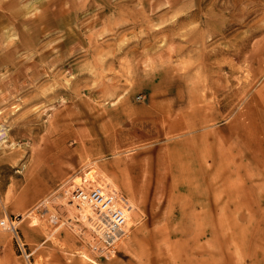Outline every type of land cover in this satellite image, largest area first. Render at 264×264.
I'll use <instances>...</instances> for the list:
<instances>
[{"label":"rangeland","instance_id":"374dc122","mask_svg":"<svg viewBox=\"0 0 264 264\" xmlns=\"http://www.w3.org/2000/svg\"><path fill=\"white\" fill-rule=\"evenodd\" d=\"M0 264H264V0H0Z\"/></svg>","mask_w":264,"mask_h":264},{"label":"built area","instance_id":"2783aa9c","mask_svg":"<svg viewBox=\"0 0 264 264\" xmlns=\"http://www.w3.org/2000/svg\"><path fill=\"white\" fill-rule=\"evenodd\" d=\"M72 198L79 204L88 203L89 209L95 215V227L100 232L106 247L113 246L126 234V218L131 211V204L118 191L109 187L103 192L98 187L89 196L83 195L79 190L73 189ZM1 225H5L1 221ZM9 230H14L13 223L8 224ZM98 226H102V229ZM98 227V228H97ZM104 227V228H103Z\"/></svg>","mask_w":264,"mask_h":264},{"label":"bare ground","instance_id":"6f19581e","mask_svg":"<svg viewBox=\"0 0 264 264\" xmlns=\"http://www.w3.org/2000/svg\"><path fill=\"white\" fill-rule=\"evenodd\" d=\"M93 221H94V222H95V224H96L95 218H94V219H91V225H92V229H93V228H95V224H94V222H93ZM98 227H100V228L102 229V226H98ZM98 227H97V228H98ZM103 228H104V227H103Z\"/></svg>","mask_w":264,"mask_h":264}]
</instances>
